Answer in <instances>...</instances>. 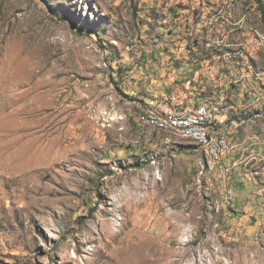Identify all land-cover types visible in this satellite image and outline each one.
<instances>
[{"label": "rangeland", "instance_id": "obj_1", "mask_svg": "<svg viewBox=\"0 0 264 264\" xmlns=\"http://www.w3.org/2000/svg\"><path fill=\"white\" fill-rule=\"evenodd\" d=\"M173 1L0 0V264H264V0L179 39ZM184 39L239 114L224 178L137 121Z\"/></svg>", "mask_w": 264, "mask_h": 264}, {"label": "crops", "instance_id": "obj_2", "mask_svg": "<svg viewBox=\"0 0 264 264\" xmlns=\"http://www.w3.org/2000/svg\"><path fill=\"white\" fill-rule=\"evenodd\" d=\"M173 2H175V5H181L183 7L179 9L180 14H178L179 17L177 19L178 22H176L177 24H173L172 22V28L174 29L171 28L172 30H175L174 35H176L178 39L179 34L183 35L185 32L190 33L189 37H191L192 34H200V37L209 35V32L216 21L217 14L212 13V11H215L216 9L214 5H216L215 3H217V0H174ZM191 11L192 13L196 12L194 17V25L196 29H194L191 24L193 18L191 16L187 18V15L192 14L190 13ZM184 43V45H179L177 54L172 55L173 57H169L166 62H163V68L153 70V73H158L159 76L155 79H151V83L146 85L143 91L147 95L158 96L161 100L166 99L169 95H177L181 101H183L184 105H198L207 101L221 100L224 98L226 95L219 92L226 90V88L224 89V87H227L225 79L217 81L213 80L209 76V68L212 70L214 69L212 68L211 63H207L205 59L203 62H200L199 58H196V54L193 56V53H195L194 51H196L193 48H196L197 46L195 45L196 47H193L190 50V48L186 47L185 39ZM148 78L149 77L147 76L146 79ZM228 91L229 90L226 92L227 94ZM231 96L234 97V95ZM150 99H155V97L147 100ZM234 112L236 113V111H233L229 114V118L232 116L235 117V119H230L228 121V128H231V135L229 136L230 144L234 142L235 138L237 139V133L239 131L236 124V117L239 116V114H235ZM234 148L235 146L233 149ZM237 156L238 152L232 150L226 156V160L231 162Z\"/></svg>", "mask_w": 264, "mask_h": 264}, {"label": "built area", "instance_id": "obj_3", "mask_svg": "<svg viewBox=\"0 0 264 264\" xmlns=\"http://www.w3.org/2000/svg\"><path fill=\"white\" fill-rule=\"evenodd\" d=\"M222 111L215 100L184 105L177 95H169L160 101L148 100L140 109L137 121L142 128L166 132L196 146L204 155L203 169L216 170L224 178L228 175L225 157L233 146L224 136L229 125Z\"/></svg>", "mask_w": 264, "mask_h": 264}, {"label": "bare ground", "instance_id": "obj_4", "mask_svg": "<svg viewBox=\"0 0 264 264\" xmlns=\"http://www.w3.org/2000/svg\"><path fill=\"white\" fill-rule=\"evenodd\" d=\"M114 119H112V121H113ZM111 121V120H110Z\"/></svg>", "mask_w": 264, "mask_h": 264}]
</instances>
